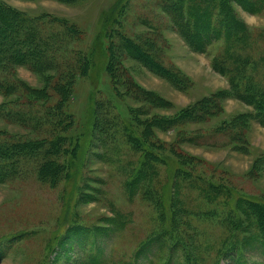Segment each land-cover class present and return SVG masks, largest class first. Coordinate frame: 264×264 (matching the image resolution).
Returning <instances> with one entry per match:
<instances>
[{"label":"rangeland","instance_id":"rangeland-1","mask_svg":"<svg viewBox=\"0 0 264 264\" xmlns=\"http://www.w3.org/2000/svg\"><path fill=\"white\" fill-rule=\"evenodd\" d=\"M223 1L198 0L216 31L239 20L240 40L201 51L177 0H0L53 47L48 67L0 76L12 87H0V141H61L55 178L32 154L0 183V264H86L92 251L97 264H264L247 213L264 199V123L238 96L264 94V8ZM164 200L178 231L162 224Z\"/></svg>","mask_w":264,"mask_h":264},{"label":"trees","instance_id":"trees-1","mask_svg":"<svg viewBox=\"0 0 264 264\" xmlns=\"http://www.w3.org/2000/svg\"><path fill=\"white\" fill-rule=\"evenodd\" d=\"M236 1L240 2L242 6L251 12H258L260 9L264 8V0ZM231 2L232 0H224L223 4L230 5ZM175 5L180 7L178 8L181 12V16H185V20L182 21L180 26L184 29L188 37L191 38L192 44L196 46L197 49L201 51L205 50L206 47L213 43L215 39H225L227 42H231L232 44H229V47H232L240 40V33L243 31V27L245 26L239 20L237 21L231 14L228 19L226 18L225 20L231 21L233 26H227L224 33L216 31L218 28L214 27L210 23V15L206 13L203 5L199 3L198 0H177ZM112 10L113 9H111V11ZM30 24L34 23L32 21L29 22V19L18 11H14L10 9V7L0 3V76L4 72L5 74L9 73L13 67L19 65H35L39 69L48 67L51 60V58L48 57V51L53 47L48 39L45 40L43 36L39 34L38 29H35V27L32 29ZM10 32L12 33L10 39L4 40ZM98 50L102 53L103 47L98 46L95 43L88 55L90 67L88 68L87 73L89 76L94 69L93 65L97 60L98 55H96V53ZM169 72L170 71L161 73L167 77H173ZM174 79L176 78L173 77V80ZM3 82L4 81H0V87L6 89L7 91L12 89L11 85L5 87ZM243 90L244 95L238 94V96L243 100L248 101L255 108L258 120L264 123V94L260 90L258 91L254 89L251 85H245ZM6 117L10 118L11 116L7 115ZM12 118L14 119V117ZM91 127L93 128V124H91ZM52 142V146H49L46 149H39L40 144L36 145L31 142L7 143L0 141V183L10 180L18 175V171L20 169V167L17 166L18 163L23 157L32 156V154L43 155L42 163L39 165L40 175L44 178H55L58 174L59 167L61 168V166L57 165V163L52 160V155L61 150V141L60 139H56ZM145 154L154 160L159 161L160 159L151 152L147 151ZM77 156L79 158V155ZM172 163H174L173 159ZM75 175L76 172L73 171V167H68L66 174L67 181L70 182ZM247 205V213L248 215L250 214V216L252 215V226H254L259 232V242L261 245H264V199L247 201ZM168 209H171V206L164 200L161 206V211H163L162 224L168 221L170 227L174 224V218L171 210L169 211ZM249 223H251V220H249L248 224ZM169 227L168 229L170 231H178L175 226ZM168 234L175 236L169 231H164L158 233L157 237H159V240H162L164 235ZM93 242L95 243L96 241ZM177 242L178 247L186 248L184 246L185 242L183 239H177ZM91 254L90 261L86 258L87 256L84 258L86 264H97V253L92 251Z\"/></svg>","mask_w":264,"mask_h":264}]
</instances>
